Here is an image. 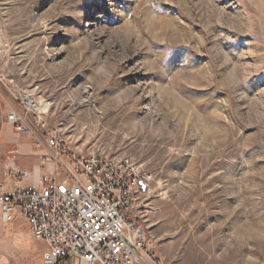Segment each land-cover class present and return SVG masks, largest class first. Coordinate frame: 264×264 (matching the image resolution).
Instances as JSON below:
<instances>
[{"label": "rangeland", "instance_id": "1", "mask_svg": "<svg viewBox=\"0 0 264 264\" xmlns=\"http://www.w3.org/2000/svg\"><path fill=\"white\" fill-rule=\"evenodd\" d=\"M13 86L66 150L153 174L143 229L161 264H264V0H0ZM46 247L0 212V264Z\"/></svg>", "mask_w": 264, "mask_h": 264}, {"label": "built area", "instance_id": "2", "mask_svg": "<svg viewBox=\"0 0 264 264\" xmlns=\"http://www.w3.org/2000/svg\"><path fill=\"white\" fill-rule=\"evenodd\" d=\"M11 95L21 112H7L6 122L17 134L47 127L38 97L17 86ZM42 138L50 152L32 171L9 160L12 188L0 192L2 221L17 209L46 243L40 264H161L143 229L153 174L129 159L70 152L53 128Z\"/></svg>", "mask_w": 264, "mask_h": 264}, {"label": "crops", "instance_id": "3", "mask_svg": "<svg viewBox=\"0 0 264 264\" xmlns=\"http://www.w3.org/2000/svg\"><path fill=\"white\" fill-rule=\"evenodd\" d=\"M21 112L14 100L0 90V192L12 188V179L6 174L9 160H14L18 168L35 170L37 155L50 152L42 133L35 127L33 134H17L6 122L7 112ZM8 178L10 179L9 182Z\"/></svg>", "mask_w": 264, "mask_h": 264}, {"label": "bare ground", "instance_id": "4", "mask_svg": "<svg viewBox=\"0 0 264 264\" xmlns=\"http://www.w3.org/2000/svg\"><path fill=\"white\" fill-rule=\"evenodd\" d=\"M38 109H40V110H42V111L45 110V106H44V104H41V101H40V103H39Z\"/></svg>", "mask_w": 264, "mask_h": 264}]
</instances>
